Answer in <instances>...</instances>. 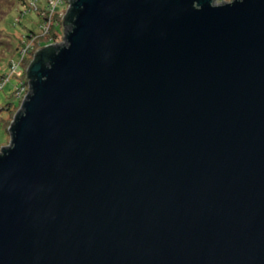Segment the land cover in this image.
<instances>
[{
	"label": "water",
	"instance_id": "obj_1",
	"mask_svg": "<svg viewBox=\"0 0 264 264\" xmlns=\"http://www.w3.org/2000/svg\"><path fill=\"white\" fill-rule=\"evenodd\" d=\"M69 2L0 150V264H264V0Z\"/></svg>",
	"mask_w": 264,
	"mask_h": 264
},
{
	"label": "rangeland",
	"instance_id": "obj_2",
	"mask_svg": "<svg viewBox=\"0 0 264 264\" xmlns=\"http://www.w3.org/2000/svg\"><path fill=\"white\" fill-rule=\"evenodd\" d=\"M48 1L49 5L53 6V2L55 0H41L38 4V7H36L35 4H33V8L38 13L36 14L35 11L30 12L24 17L18 18V12L19 7L18 5L16 8H14L9 15L6 16V19L3 23H1L0 28L7 33L8 35H12V39L17 41H22V45L20 46L17 55L12 51L11 49V55L9 59L10 60V68L6 65L2 66L1 72L6 77L5 84L3 86V89L0 90V108H8V110H2L0 109V150L2 147H6L10 142V134H9V125L11 124L12 120L16 116V114L19 112V110L15 109V107L19 106V99L15 96L14 91L17 89V85L19 86L20 82L23 81L24 83H28L27 78L25 79L26 71L28 68V65L33 57L34 52L37 50V47L35 46V43L39 40H45V39H51L53 34L51 31L50 26V20L49 17L51 16V12L49 14H46L43 9L45 6V2ZM52 1V2H51ZM224 2L220 0H214V6L225 4V3H231L233 0H223ZM40 10V11H39ZM61 14L60 17H62L63 11H59ZM18 18V19H17ZM15 19L19 22L14 24ZM51 19L53 21L59 20V17H56L54 14H52ZM38 24H40L41 29L38 32ZM52 24H54L52 22ZM50 26V27H49ZM28 31L34 32V34L29 33ZM36 32V35H35ZM52 33V34H51ZM4 37L7 35H3ZM11 37V36H10ZM8 38V37H5ZM58 39L57 43H61L62 38L60 33H58ZM61 38V39H60ZM11 39V40H12ZM14 42V43H15ZM6 48L5 53H7ZM39 50V47H38ZM2 51H0V58L3 57ZM25 55V56H23ZM24 57L23 58H21ZM13 58V59H12ZM16 63V64H15ZM2 64H0L1 66ZM13 65L17 66V68H12ZM1 81V79H0ZM29 85V83L27 84ZM27 85L24 86V88H27ZM20 100H22L20 98ZM21 104V103H20Z\"/></svg>",
	"mask_w": 264,
	"mask_h": 264
},
{
	"label": "trees",
	"instance_id": "obj_3",
	"mask_svg": "<svg viewBox=\"0 0 264 264\" xmlns=\"http://www.w3.org/2000/svg\"><path fill=\"white\" fill-rule=\"evenodd\" d=\"M30 1H31V3L35 4L36 7H38V4L40 3L41 0H0V25H1V23L4 22V20L6 19V16L9 15V13L14 8H16L17 5L19 7H21V8H19L20 10L18 12V18L24 17L27 14H29L30 12L35 11V9L32 7L33 4L29 3ZM72 1L73 0H71V3H72ZM59 2H60V0H59ZM64 6H65V4L63 2L62 4L59 3V4H57L56 7L51 8L50 5L48 4V1H46L43 11L46 14H49L48 11L51 10V12L54 13V15L57 17L58 11L60 9H62ZM36 14H38V13L36 12ZM66 18L67 17H65V19ZM65 19H64L63 23H62L61 20H57V21L53 22L54 24H50L51 27L50 26L49 27L52 30L51 32L54 33L51 39H49V40L48 39L39 40V42L37 41L35 43V46L37 47V50L34 52L33 57H32L29 65H28V68L31 65V63L34 64L37 61L38 62L40 61L43 66H46V64L52 60V58L54 57V54L56 52V49H57V47H56L57 40L56 39H58L57 38L58 37V33H60V31L63 28V26L66 24L65 23ZM18 22H19V20L17 21L15 19L14 24H16ZM67 26H68V24H67ZM40 29H41V26H40V24H38V32H39ZM28 32L34 34V32H32V31H28ZM4 34L7 35L5 37H8V38H5L3 36ZM35 35H36V32H35ZM12 37H13L12 35H8L7 33H5L0 28V51L4 52L3 53V57L0 58V64H2L0 66V68H2V66H4V65L5 66L7 65L10 68L11 64H9V63H10L11 59H9V58H10V56L12 57L11 49L15 53V55H17V52H18L20 46L24 42V40H23V42L22 41L15 42V40H13ZM8 47H9V49L7 50V53H5L6 48H8ZM38 47H39V50H38ZM21 58L24 59V57H22V56H21ZM28 68H27V71H26V75L24 77L25 79L26 78L28 79V72H29ZM5 78H6L5 75L2 74L1 69H0V79L1 80H5ZM23 81H24V79H23ZM18 87L19 86L17 85V88ZM14 94H15V91H14ZM18 108H19V106L15 107L16 110ZM0 109H2V110H6L7 109L8 110V108H5V107L4 108H0Z\"/></svg>",
	"mask_w": 264,
	"mask_h": 264
},
{
	"label": "built area",
	"instance_id": "obj_4",
	"mask_svg": "<svg viewBox=\"0 0 264 264\" xmlns=\"http://www.w3.org/2000/svg\"><path fill=\"white\" fill-rule=\"evenodd\" d=\"M51 2H52V1H51ZM63 2H64V4H65V6L63 7V8H64V12H63V14H62V17H60L59 14H61V13H60L59 11H60V10L63 11V8L60 9V10L58 11V13H57V17H59V20H61L62 23L64 22V16L66 15V13H67V11H68V9H69V6H70V2H69V0H60V2H59V0H55V2H53V6L50 5L51 8H54V7L57 6V4H59V3L62 4ZM48 3H49V2H48ZM50 12H51V10L48 11V13H50ZM52 14H54V13L51 12V16H52ZM51 16L49 17L50 24H52V22H54L53 19H51ZM61 21H60V22H61ZM63 29H64V26H63V28H62L61 31H60V35H61V38H62V41H61L62 44H64V40H63V37H64ZM61 38H60V39H61ZM56 45H60V43H57ZM65 46H66V44L64 45V47H65ZM23 56H25V55H23ZM29 67H30V66H29ZM12 68H15V69H16L17 66L13 65ZM28 69H29V68H28ZM2 81H3V82H2ZM5 81H6V78H5V80H1V81H0V90L3 88V86H4V84H5ZM28 83H29V81H28ZM28 83H24V81H21L19 87L15 90V96L19 99V108H18L19 111H20V109H21V104H22L23 101L25 100V98H26V96L28 95L29 90H30V86L27 85ZM25 85H27V88H24ZM20 98H21L22 100H20ZM20 103H21V104H20ZM16 115H17V114H16ZM12 122H13V120H12ZM12 122H11V124H12ZM11 124L9 125L8 129H10Z\"/></svg>",
	"mask_w": 264,
	"mask_h": 264
}]
</instances>
